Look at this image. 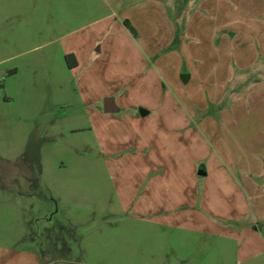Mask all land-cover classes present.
Returning <instances> with one entry per match:
<instances>
[{"label":"rangeland","instance_id":"1","mask_svg":"<svg viewBox=\"0 0 264 264\" xmlns=\"http://www.w3.org/2000/svg\"><path fill=\"white\" fill-rule=\"evenodd\" d=\"M0 264H264V0H0Z\"/></svg>","mask_w":264,"mask_h":264},{"label":"water","instance_id":"2","mask_svg":"<svg viewBox=\"0 0 264 264\" xmlns=\"http://www.w3.org/2000/svg\"><path fill=\"white\" fill-rule=\"evenodd\" d=\"M181 78H182L183 81H185L186 76L185 75H182ZM103 111L105 113H113V112H116L117 111V106H116V104L114 102L113 97L107 96V97H105L103 99ZM147 113H148L147 110H144L142 108L139 109V114L141 116H144ZM198 174H200V175L205 174V171L203 170V168H201V169L198 170Z\"/></svg>","mask_w":264,"mask_h":264},{"label":"crops","instance_id":"3","mask_svg":"<svg viewBox=\"0 0 264 264\" xmlns=\"http://www.w3.org/2000/svg\"><path fill=\"white\" fill-rule=\"evenodd\" d=\"M80 29H82V27H79V28H77L76 30L81 31ZM67 53H72V54L74 55V57H75L77 63H76V65H75V67H73V69H74V68H77V66H78V64H79V62H78L79 56H78L77 51H76L73 47L69 46V47H65L64 50H63V54H64V55L67 54ZM69 69H72V68H69ZM114 102H115V101H114ZM116 106H117V105H116ZM117 108H118V107H117ZM148 112H149V111H148ZM202 168H203V170L205 171V174L200 175V174H198V172H197V175H198V176H205V175L207 174L206 169H205L204 167H202Z\"/></svg>","mask_w":264,"mask_h":264},{"label":"trees","instance_id":"4","mask_svg":"<svg viewBox=\"0 0 264 264\" xmlns=\"http://www.w3.org/2000/svg\"><path fill=\"white\" fill-rule=\"evenodd\" d=\"M124 24L126 25V23L124 22ZM64 60H65V63H66V66L68 68H73L75 67L76 65V59L74 57V55L72 53H67L64 55Z\"/></svg>","mask_w":264,"mask_h":264}]
</instances>
